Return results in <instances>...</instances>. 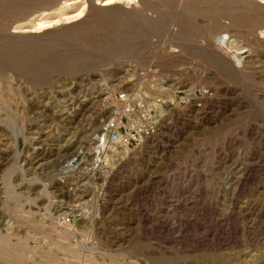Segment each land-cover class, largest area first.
I'll return each instance as SVG.
<instances>
[{"label":"rangeland","instance_id":"1","mask_svg":"<svg viewBox=\"0 0 264 264\" xmlns=\"http://www.w3.org/2000/svg\"><path fill=\"white\" fill-rule=\"evenodd\" d=\"M169 84L215 97L101 155ZM0 264H264V0H0Z\"/></svg>","mask_w":264,"mask_h":264},{"label":"built area","instance_id":"2","mask_svg":"<svg viewBox=\"0 0 264 264\" xmlns=\"http://www.w3.org/2000/svg\"><path fill=\"white\" fill-rule=\"evenodd\" d=\"M214 97L207 87L183 90L178 85L172 94L156 87L122 89L108 100L111 111H107L100 132L102 139L96 138V148L101 147V155L110 150L136 149L162 135L173 108L203 109Z\"/></svg>","mask_w":264,"mask_h":264},{"label":"bare ground","instance_id":"3","mask_svg":"<svg viewBox=\"0 0 264 264\" xmlns=\"http://www.w3.org/2000/svg\"><path fill=\"white\" fill-rule=\"evenodd\" d=\"M80 14V13H79ZM39 27H42V26H44L45 24L44 23H42V22H39ZM236 57V56H235ZM168 87H164V88H162V90H166L167 91V93L168 94H172L173 93V91L175 90V86L174 87H172L173 86V84H169V85H167ZM146 87H148V86H146ZM173 88V89H172ZM115 90H117V88H113V90H112V92L111 93H113V91H115ZM110 93V92H109ZM108 93V94H109ZM66 101V100H65ZM65 101H63V100H60L59 101V107H65L66 106V103H65ZM183 113V112H182ZM182 113H177L176 115H174V118H172L171 120H172V122L173 123H169V129H172L173 127H174V124L175 123H177L179 120L181 121V119H183V120H187V121H189V122H192V121H195V120H197V118H198V113L197 112H191V113H189V114H182ZM173 117V116H172ZM108 118H109V116H108ZM107 119V118H106ZM106 121V120H105ZM104 121V122H105ZM176 125V124H175ZM167 126V125H166ZM165 126V127H166ZM168 127V126H167ZM170 131V130H169ZM100 139H102V136L99 138V141H100ZM155 140V139H154ZM101 144V143H100ZM146 147V146H145ZM152 147V146H151ZM82 154H83V151H82ZM84 155V154H83ZM83 157V156H82ZM96 159H97V157H96ZM95 159V160H96ZM96 161H98V160H96ZM69 162H70V160H69ZM69 162H68V164H69ZM96 163V162H95ZM74 165H75V167L78 165V164H80V163H78V162H75V163H73ZM73 164H71L70 163V165H67L66 166V168L65 169H67L68 171L70 170V169H72V167H74V166H71V165H73ZM100 164V163H99ZM104 166V165H103ZM74 167V168H75ZM73 168V169H74ZM67 171V172H68ZM71 171V170H70Z\"/></svg>","mask_w":264,"mask_h":264},{"label":"water","instance_id":"4","mask_svg":"<svg viewBox=\"0 0 264 264\" xmlns=\"http://www.w3.org/2000/svg\"><path fill=\"white\" fill-rule=\"evenodd\" d=\"M70 163L73 164L74 163V160H72Z\"/></svg>","mask_w":264,"mask_h":264}]
</instances>
